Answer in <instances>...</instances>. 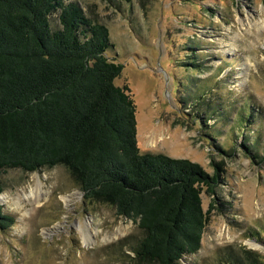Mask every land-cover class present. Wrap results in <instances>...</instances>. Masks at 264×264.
<instances>
[{"label": "rangeland", "instance_id": "374dc122", "mask_svg": "<svg viewBox=\"0 0 264 264\" xmlns=\"http://www.w3.org/2000/svg\"><path fill=\"white\" fill-rule=\"evenodd\" d=\"M72 1L108 28L140 152L186 158L209 175L219 167L214 193L201 194V247L176 264H219L242 249L264 260V0ZM0 179L2 212L14 218L0 228V264H138L129 252L138 219L86 199L64 166ZM37 191L39 202L28 200Z\"/></svg>", "mask_w": 264, "mask_h": 264}, {"label": "trees", "instance_id": "16d2710c", "mask_svg": "<svg viewBox=\"0 0 264 264\" xmlns=\"http://www.w3.org/2000/svg\"><path fill=\"white\" fill-rule=\"evenodd\" d=\"M113 46L107 26L75 1L0 0V173L64 166L86 199L138 219L136 263L176 264L201 247V194L214 193L219 167L209 175L189 159L140 152L136 103L127 83L114 82L123 64L109 57ZM13 222L0 205V228ZM219 262L264 260L242 249Z\"/></svg>", "mask_w": 264, "mask_h": 264}, {"label": "bare ground", "instance_id": "6f19581e", "mask_svg": "<svg viewBox=\"0 0 264 264\" xmlns=\"http://www.w3.org/2000/svg\"><path fill=\"white\" fill-rule=\"evenodd\" d=\"M154 146H155V142L151 143V147H154ZM40 197H41L40 191H37L35 193H32L30 196H28V200L31 199L34 202H39ZM79 227L82 230V227L80 225H79ZM82 235L84 236V238L88 237V234L84 233L83 230H82ZM255 245H253V246H255Z\"/></svg>", "mask_w": 264, "mask_h": 264}]
</instances>
